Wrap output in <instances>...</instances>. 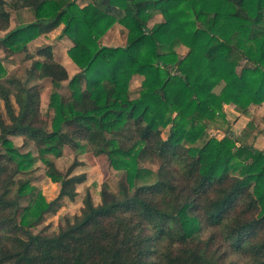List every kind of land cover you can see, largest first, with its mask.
I'll use <instances>...</instances> for the list:
<instances>
[{"label":"trees","instance_id":"1","mask_svg":"<svg viewBox=\"0 0 264 264\" xmlns=\"http://www.w3.org/2000/svg\"><path fill=\"white\" fill-rule=\"evenodd\" d=\"M79 1L0 0V55L31 61L23 76L10 75L0 57L10 119L0 112V264H264V150L232 133L207 139L224 105L248 114L264 103V0ZM24 11L33 20L10 29ZM156 14L163 20L149 27ZM115 24L127 30L126 45H101ZM60 26L74 44L71 79L52 46L28 48ZM135 76L143 81L133 96ZM35 79L51 81L52 114L41 110ZM66 147L75 158L62 172L55 161ZM87 153L125 173L119 191L104 184L98 204L86 191L73 220L34 234L45 214L76 201ZM38 161L60 185L53 201L32 185Z\"/></svg>","mask_w":264,"mask_h":264},{"label":"rangeland","instance_id":"2","mask_svg":"<svg viewBox=\"0 0 264 264\" xmlns=\"http://www.w3.org/2000/svg\"><path fill=\"white\" fill-rule=\"evenodd\" d=\"M9 1V0H7ZM90 0L79 1L81 7L86 5ZM33 20V16L30 12L13 13L10 29L16 27L20 23H28ZM163 20L161 14H156L149 22V27H153L155 24L160 23ZM63 26H60L57 30L49 35H43L29 43L28 48L30 53L36 54L37 50L41 47L50 45L53 47L55 60L62 64L68 71L70 79L79 72L78 67L70 59L68 51L73 47V42L67 36H62ZM6 32L0 31V38L4 37ZM101 45L110 47H123L127 42V30L120 24H115L109 29L99 40ZM178 55L184 57L189 52L186 46H179L176 48ZM1 59L10 75L17 74L23 76L27 66L31 65V61L25 60L24 54L6 56L5 53H1ZM37 58V57H36ZM39 58V57H38ZM143 77L135 76L130 83V90L133 96H136L141 90ZM31 84H36L41 89V110L43 113H50L48 109L50 94H51V81L45 80H33ZM68 81L63 84L61 92L67 89ZM222 86L216 88V92L221 91ZM12 102L16 112L18 107L15 104L14 98ZM0 112L3 114V118L7 124L10 123V119L6 113L3 102H0ZM52 114V113H50ZM229 133H232L247 145H252L257 149L264 150V103L260 105H251L248 110V114H243L235 105H224L223 111L217 116L214 123L211 124L207 130V139L225 138ZM168 129H163V135L166 137ZM15 146L20 148L22 153L31 152L33 155L38 156L37 150L33 144L28 146L24 145L22 137H12ZM203 142H199L201 145ZM74 152L66 147L64 149L63 157L56 162L57 168L66 172L74 161ZM81 159L85 161V166L76 170L77 173H87L88 179L84 185L78 186L79 196L76 201H66L61 208H55L51 212L45 214L43 220L31 228L34 234L53 235L59 231V229L65 226L67 220H73V217L80 213L83 205V198L85 192L90 190L96 204L101 202V190L104 184H107L110 191L117 193L122 181L125 180V173L113 170L109 166V162L105 156L94 157L91 153H87L81 156ZM145 166L157 170L158 163H147ZM32 185H34L47 199V201H53L58 196L60 185L54 183L46 175V167L38 161L31 174ZM30 198H24L22 200V206L25 207L29 204ZM238 260V259H237ZM239 264H243L241 260Z\"/></svg>","mask_w":264,"mask_h":264}]
</instances>
